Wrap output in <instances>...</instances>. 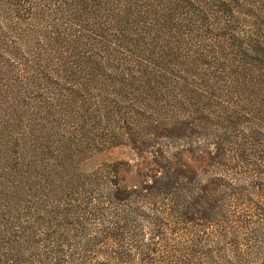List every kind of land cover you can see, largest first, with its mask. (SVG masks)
<instances>
[{
    "label": "rangeland",
    "instance_id": "obj_1",
    "mask_svg": "<svg viewBox=\"0 0 264 264\" xmlns=\"http://www.w3.org/2000/svg\"><path fill=\"white\" fill-rule=\"evenodd\" d=\"M187 1L168 10L170 21L162 26L146 13L159 0H135L138 17L122 35L109 29L93 37L97 26L81 41L48 45L37 27L22 26V40L2 37L0 264H32L30 225L69 201L62 188L78 176L84 186L96 182L103 189L108 184L97 173L113 168L122 183H141L138 167L158 173L154 155L175 158L190 140L169 120H190L196 108L207 125L231 118L233 132L262 130L264 0ZM202 88L208 90L196 103L192 91ZM218 172L201 171L196 182L208 180L230 216L258 218L264 229V197H254L247 173L230 171L221 179ZM233 185L263 209L238 207L228 198ZM256 244L264 250V235Z\"/></svg>",
    "mask_w": 264,
    "mask_h": 264
},
{
    "label": "trees",
    "instance_id": "obj_2",
    "mask_svg": "<svg viewBox=\"0 0 264 264\" xmlns=\"http://www.w3.org/2000/svg\"><path fill=\"white\" fill-rule=\"evenodd\" d=\"M134 1L0 0V43L7 33L22 40L27 30L36 27L48 45L81 41L97 26L93 37L109 29L122 35L138 17ZM185 2L189 3L159 0L160 6L150 5L146 13L152 15L154 23L161 20L163 26L170 21L168 10L175 12ZM192 15L195 12L183 19L191 20ZM22 26H26L24 33ZM203 89L192 91L196 103L205 97L202 92L208 88ZM190 112V120L168 122L181 127L190 140L173 154L175 158L154 155L153 169L158 173L147 174L138 167L136 175L141 183H122L120 170L113 168L97 173L96 177L108 184L103 189H97L96 182L84 186L85 180L79 176L77 183L63 186L71 193L69 201L67 197L65 203L53 206L28 229L33 239L30 242L35 243L32 264H264V250L256 244L264 235L258 218L230 216L205 176L200 177L204 184L195 179L205 170L223 171L224 179L230 171L243 169L254 197L261 201L264 124H259L262 130L236 133L231 131V118H217L207 125L196 108ZM204 130L210 138H191ZM234 186L228 198L238 207L263 209L262 204L244 196L241 186Z\"/></svg>",
    "mask_w": 264,
    "mask_h": 264
}]
</instances>
